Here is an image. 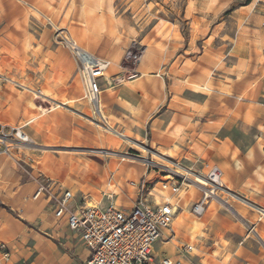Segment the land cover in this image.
Wrapping results in <instances>:
<instances>
[{
	"label": "crops",
	"instance_id": "obj_1",
	"mask_svg": "<svg viewBox=\"0 0 264 264\" xmlns=\"http://www.w3.org/2000/svg\"><path fill=\"white\" fill-rule=\"evenodd\" d=\"M162 1L0 0V122L26 123L31 138L14 157L0 154V243L11 253L0 251V264H86L91 254L50 196L34 198L40 181H54L51 196L63 185L77 200L123 208L170 194L164 169L129 142L205 173L218 166L231 193L201 215L191 208L200 192L171 196L179 210L156 256L264 264V14L255 7L264 0L220 18L224 1ZM58 30L110 62L98 114ZM129 50L140 54L134 67L124 64ZM187 243L195 250L182 256Z\"/></svg>",
	"mask_w": 264,
	"mask_h": 264
},
{
	"label": "built area",
	"instance_id": "obj_2",
	"mask_svg": "<svg viewBox=\"0 0 264 264\" xmlns=\"http://www.w3.org/2000/svg\"><path fill=\"white\" fill-rule=\"evenodd\" d=\"M63 40L80 61L79 69L86 84L85 96L95 105L93 111L96 114L99 111L97 103L102 91L100 79L106 75L110 62L89 53L67 36ZM126 58L135 64L140 59V54L138 51L129 50ZM25 125L26 123L0 122V154L14 157L15 151L25 149L31 142L24 129ZM145 160L164 169L167 177L161 180V189L169 191L170 196H179L190 185L202 187L203 197L193 207V212L197 215L205 211L209 199L218 197V191L225 190L221 180L222 169L218 166L210 167L205 173L201 169L186 167L180 163H161L154 157H146ZM202 165L208 166L206 162ZM53 186L55 183L52 179L40 181L34 198L50 196L55 216L66 219L68 226L80 233L81 239L91 249L86 264H183L181 258L155 255V243L163 237L164 230L171 227L179 210L178 204L172 202L168 195L164 194L160 201H150L141 194L132 208H123L113 200L105 205L88 202L85 197L77 200L74 191L63 185L60 195L51 196ZM154 188L151 186L152 190ZM72 201L75 203L74 207L71 206ZM263 217L264 213L259 216V220ZM253 231L255 228L251 226L249 232ZM178 250L183 256L192 253L195 246L182 244ZM0 251L6 259L10 258V249L6 243H0Z\"/></svg>",
	"mask_w": 264,
	"mask_h": 264
},
{
	"label": "rangeland",
	"instance_id": "obj_3",
	"mask_svg": "<svg viewBox=\"0 0 264 264\" xmlns=\"http://www.w3.org/2000/svg\"><path fill=\"white\" fill-rule=\"evenodd\" d=\"M160 2H163L162 0H159ZM218 1H224L225 3V6L227 7L225 10H223L222 12H221V15H219V18L221 17V16H223V15H228L229 14V12H230V9L232 8V6H246V5H248L249 4V2L251 1V0H218ZM183 2H184V0H182L181 1V3H180V1H179V3H175V4H177V6H181L180 4H182V6H183ZM124 3V2H123ZM145 3H147V2H145ZM165 3V2H164ZM163 3V4H164ZM227 3H229V4H227ZM150 5H152V4H150ZM165 5H168V4H165ZM158 6H159V4H158ZM255 7H257V11H262L263 10V14H264V8H261L262 6L261 5H256ZM184 24H186V23H184ZM61 31H55V37L57 38V40H56V43H60V44H64L63 43V39H65V36H61V34H59ZM65 45V44H64ZM68 47H70V46H68ZM127 59V58H126ZM125 59V62H124V64H125V66H127V67H134V63L130 60V59H127L126 60ZM79 66H80V61H79ZM80 70V69H79ZM0 76H2L1 74H0ZM3 78V77H2ZM2 80H4V81H9V79L8 78H6V77H4ZM13 82V81H12ZM40 93V90L37 88V90H36V93ZM38 93L36 94V95H38ZM93 105V104H92ZM93 108L94 107H92V114H94V112H93ZM96 114H98V113H96ZM124 137V136H123ZM128 144V146L127 147H131V149H138L139 151H142V152H146V153H148L150 156H148L149 158L150 157H154L153 156V154L151 153V151L148 149V148H146V147H142V146H140V145H135L134 143H127ZM100 149V148H99ZM125 149H126V147H125ZM155 159H158L159 161H161L162 163H171V164H174V163H180L181 165H183V166H186V167H188L189 165H186L187 163H184L183 161H178V160H174V159H171V158H167V157H155ZM160 187H161V183H160ZM195 187V188H194ZM190 188H193V190H196V191H198V192H200L201 193V199H202V197H203V189H202V187L201 186H199V185H190V186H188L187 187V189H185V191L184 192H182L181 194H180V197H182L184 194H186V192H187V190H189ZM225 194H228L229 196H231V193H230V191H228V189L225 187V190L224 191H218V197H216V198H223L224 199V197H223V195H225ZM166 195H168V197L171 199V201H173V202H175V199H172V197L170 196V194H166ZM200 199V200H201ZM212 200L213 199H215V196L213 197V198H211ZM200 200H196L195 202H193L192 203V205H191V208H192V210H193V207H194V205L197 203V202H199ZM210 200V199H209ZM208 203H209V201H208ZM208 205V204H207ZM206 205V206H207ZM182 208H180V210H181Z\"/></svg>",
	"mask_w": 264,
	"mask_h": 264
},
{
	"label": "bare ground",
	"instance_id": "obj_4",
	"mask_svg": "<svg viewBox=\"0 0 264 264\" xmlns=\"http://www.w3.org/2000/svg\"><path fill=\"white\" fill-rule=\"evenodd\" d=\"M202 180V179H201ZM204 181V180H203Z\"/></svg>",
	"mask_w": 264,
	"mask_h": 264
}]
</instances>
